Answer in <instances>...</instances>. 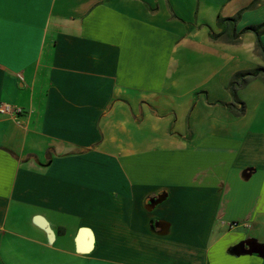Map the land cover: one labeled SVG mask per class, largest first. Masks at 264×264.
Wrapping results in <instances>:
<instances>
[{
	"label": "crops",
	"instance_id": "0c3cea01",
	"mask_svg": "<svg viewBox=\"0 0 264 264\" xmlns=\"http://www.w3.org/2000/svg\"><path fill=\"white\" fill-rule=\"evenodd\" d=\"M258 66L264 0H0V264H264Z\"/></svg>",
	"mask_w": 264,
	"mask_h": 264
},
{
	"label": "trees",
	"instance_id": "16d2710c",
	"mask_svg": "<svg viewBox=\"0 0 264 264\" xmlns=\"http://www.w3.org/2000/svg\"><path fill=\"white\" fill-rule=\"evenodd\" d=\"M247 28L253 29L257 34H259V27H255V26L250 25V26H247ZM259 44L260 43L258 41V45ZM259 72L264 73V66H258V67H255L254 69L245 70V71H238V72L234 73V75L230 81V89L234 90L235 85L244 83L246 80L249 79V77L258 74Z\"/></svg>",
	"mask_w": 264,
	"mask_h": 264
},
{
	"label": "built area",
	"instance_id": "2783aa9c",
	"mask_svg": "<svg viewBox=\"0 0 264 264\" xmlns=\"http://www.w3.org/2000/svg\"><path fill=\"white\" fill-rule=\"evenodd\" d=\"M23 111L21 106L15 105L8 101L0 102V113L14 118L16 121H21L18 114Z\"/></svg>",
	"mask_w": 264,
	"mask_h": 264
},
{
	"label": "water",
	"instance_id": "95a60500",
	"mask_svg": "<svg viewBox=\"0 0 264 264\" xmlns=\"http://www.w3.org/2000/svg\"><path fill=\"white\" fill-rule=\"evenodd\" d=\"M159 199H160V198L157 197L156 199H155V198H154V199H150V201H151V202H152V201L156 202V201H158Z\"/></svg>",
	"mask_w": 264,
	"mask_h": 264
},
{
	"label": "rangeland",
	"instance_id": "374dc122",
	"mask_svg": "<svg viewBox=\"0 0 264 264\" xmlns=\"http://www.w3.org/2000/svg\"><path fill=\"white\" fill-rule=\"evenodd\" d=\"M261 73V72H260ZM262 74L264 75V73L262 72ZM231 225H236V223H230Z\"/></svg>",
	"mask_w": 264,
	"mask_h": 264
}]
</instances>
